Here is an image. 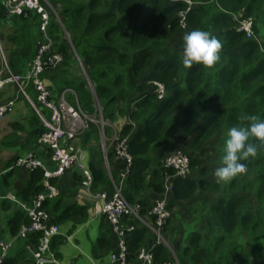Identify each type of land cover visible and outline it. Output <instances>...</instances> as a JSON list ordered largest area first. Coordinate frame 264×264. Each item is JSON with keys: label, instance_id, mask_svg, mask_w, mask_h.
<instances>
[{"label": "trees", "instance_id": "1", "mask_svg": "<svg viewBox=\"0 0 264 264\" xmlns=\"http://www.w3.org/2000/svg\"><path fill=\"white\" fill-rule=\"evenodd\" d=\"M47 1L58 16L51 11L47 36L52 43L44 58L53 53L63 57L57 67H47L40 75L50 91L49 100L58 101L64 95L87 116L98 119L101 110L104 120L111 123L104 130L105 147L100 126L92 120L75 137L95 156L89 163L91 190L112 195L116 184L130 204L140 205L141 215L153 226L156 199L165 192L167 179L172 178L167 199L171 216L163 231L165 239L175 245L179 264H247L251 259L264 264V147H258L255 157L242 162L246 165L244 173L227 183L206 179L209 168L198 157L199 152L205 153L203 146L215 138V160L220 164L228 130L247 126L249 116L264 120V0ZM182 14L186 30L181 27ZM237 16L253 18L255 38L237 30ZM40 23L36 11L10 14L0 0V78L10 73L25 74L31 68L46 40ZM194 29L208 31L221 43L220 59L211 67H184L183 46L171 44L175 37L183 40L184 34ZM154 81L166 86L163 99L158 98ZM11 91L18 92L12 83L0 89V103L8 100ZM25 92L48 115L46 107L38 102L32 81ZM19 94L25 99L23 93ZM27 105L31 117L26 123L14 122L9 139L19 140L22 134L24 148L35 151L41 159H50L51 147L39 143L46 128L29 102ZM114 128L119 138L128 137L133 159L123 181L120 173L125 163L116 158ZM249 142L257 143L251 137ZM180 143L184 149H177L183 150L190 161L191 174L185 178L165 164L172 148L181 147ZM16 158L18 155L7 164ZM15 170L4 175L7 182ZM67 171L73 173L76 182L83 180L79 168ZM28 172L27 182L17 193L26 203L46 189L42 168ZM50 181L60 188L59 178ZM212 194L220 195L212 199ZM188 201L195 206L192 213L197 208L202 214L206 212L205 229L186 230L180 239L170 238L174 208ZM44 207L51 222L59 226L72 220L71 229H75L88 218L85 205L66 204L62 194L54 201L46 198ZM124 217L123 227L133 226L130 231L124 230L129 262L136 263L140 250L147 247L152 248L153 264H173L168 246L157 242L148 225ZM29 222L24 210L17 211L9 221L11 235L17 236L21 225ZM40 237V232H34L27 239L18 238V252L8 254L2 264H29L26 245L37 247ZM64 241V236L52 241L57 258L62 256ZM117 250L118 236L105 215L93 255L104 261L108 258L110 264V255Z\"/></svg>", "mask_w": 264, "mask_h": 264}, {"label": "built area", "instance_id": "2", "mask_svg": "<svg viewBox=\"0 0 264 264\" xmlns=\"http://www.w3.org/2000/svg\"><path fill=\"white\" fill-rule=\"evenodd\" d=\"M6 10L10 14H21L24 11H36L40 15V31L44 34L46 40L41 44L38 55L34 59L30 70L25 74L10 73L6 78H0V89L6 84L12 83L17 87L18 92L23 93L27 101L34 108L40 117L46 131L39 138V143L50 146L52 149V159L56 161L57 167L54 170H48L42 159L35 151H28L23 156H19L13 163L9 165L7 170L26 169L32 171L37 168L44 170L46 178V189L48 193H39L36 195L30 204L18 201L22 209L27 213L30 222L23 224L20 227L17 238L27 239L31 233L40 232L41 237L37 247L27 243L26 249L32 255V264H58L56 254L51 248V243L55 237L62 233L61 227L51 222V216L44 208V202L47 196L51 197L56 194V188L51 185L48 180L55 176L62 175L65 171L77 167L82 171L84 176L83 185L85 191L91 196H94L102 201V212L105 213L113 227V230L118 236V250L111 253L110 264H134L128 261L127 243L124 238L125 229L130 231L133 226L127 224L124 228L122 219L124 216L133 217L144 224L148 225L157 237V242H165L162 236V231L167 219L170 216L167 210V199L172 191L171 179H167L165 192L156 199V206L153 209L155 214V223L149 225L146 219L141 215V207L139 204H130L123 196L121 189L115 185L112 195L107 191L93 192L91 190L93 184V176L90 169L84 164V156L80 150H75L66 147L64 144L67 141L74 140L75 137L83 131L87 126V121L91 120L81 109H76L64 97L58 101L49 100L50 91L47 89L45 82L40 78V75L47 67L55 68L61 61L62 56L59 53H53L48 58H44V54L51 47V40L47 36V27L50 19L51 10L54 9L51 4L44 0H4ZM56 14V11H53ZM57 15V14H56ZM58 16V15H57ZM184 14H182L181 25L186 26ZM237 30L246 34L247 38H255L254 20L251 17H236ZM6 65V61H5ZM32 81L37 91L38 102L46 107L48 115L41 112L36 104L30 99L25 92L27 83ZM156 93L159 99H163L167 94L166 86L159 81H154ZM16 98H10L5 102L0 103V120H3L10 114L15 107ZM101 127L100 133L104 138L105 126L111 125L109 121H105L101 110ZM100 126V125H99ZM112 144L115 148L116 158L125 163L123 171L120 173L121 181L124 180L129 168L132 165L133 159L128 151V137L119 138L116 129L112 137ZM165 164L176 170V175L187 177L190 175V161L183 155L181 151H177L169 157H166ZM11 200H16L15 196L7 195ZM17 201V200H16ZM125 218V217H124ZM0 264L3 263L11 246L10 242L0 241ZM138 264H153L152 248H142L138 254Z\"/></svg>", "mask_w": 264, "mask_h": 264}, {"label": "crops", "instance_id": "3", "mask_svg": "<svg viewBox=\"0 0 264 264\" xmlns=\"http://www.w3.org/2000/svg\"><path fill=\"white\" fill-rule=\"evenodd\" d=\"M5 67L7 68V62ZM13 92L14 91H11V93L7 97L8 99L13 97L16 98L14 110L10 114H8L3 120L0 121V231L2 233L0 235V241L11 243L7 255L10 253L14 255L19 250L16 244L18 238L17 236L11 235L9 221L14 217L17 211L23 210L21 205L18 203V201H20V203L23 201H21L17 193L19 189L27 182L29 178V172L26 169H16L13 172V174H11V176L9 177L8 182L4 178V175L10 171L7 170V168L9 167L7 163L14 155H18L19 157V156H23L28 151H30L29 149L24 148L22 146V139L24 138L22 134H20L19 140H17L16 138L9 139V135H11L13 131L12 124L16 121L20 123L21 121L22 122L25 121L26 123L27 122L26 120L31 117L30 109L27 105L28 102L26 101L27 99L25 98L26 99L25 100L21 98L20 94L17 91L15 92V94ZM71 141H72V145H70L71 143L70 141L68 145L67 143H65L64 145L66 147L75 150H80V152H82L84 156L83 162L85 166L89 168V163L90 161L93 160V158H95V156L93 157V155H91V151L89 149L87 148L83 149L79 145L78 139L75 138V140H71ZM42 161L48 170H54L57 167V163L52 159V156L50 159H46V160L42 159ZM106 164H107V160H106ZM82 177L84 179L83 175H81V178ZM52 178H59L60 188L51 183L50 181L51 178L48 180V182L56 188V194L54 196L51 197L47 196V198H50L51 201H54V199H56L58 195L62 194V196L65 197L66 204L78 203V204H83L86 207L87 206L92 207V208L89 207L88 218L82 223L77 224L75 229L74 228L71 229L74 223L72 220H68L64 224L60 225L62 233L58 236H64L65 241H67V243L65 247L61 246L60 249L62 253L61 258H57L56 256L58 264H77L75 261H73L74 256L72 252L74 251H77L78 253H83L85 255L86 260L83 261L81 264H107L108 258L104 261L95 258L93 255L95 242L100 236L99 235L98 237H96V235L98 234L97 233L98 231L99 233L101 232V225L103 224L106 215L105 213L102 212V201L86 193L85 191L86 188L83 185V180L82 181L80 180V182H76L75 181L76 178H73V173H71L70 171L64 172L62 175L55 176ZM43 182L45 185L46 178H44ZM115 185L116 184H114V186ZM44 193L47 194L48 190L45 189ZM9 194L15 196L17 201L8 198L7 195ZM12 204L17 206L14 211L13 210L11 211ZM11 212L12 214L10 216ZM89 227H92L93 229L94 236L92 238L86 237L85 234L83 233V230ZM77 238L81 240L80 244L76 242ZM0 252H1V246H0ZM28 253L30 256L28 257L27 263L32 264V255L29 251Z\"/></svg>", "mask_w": 264, "mask_h": 264}, {"label": "clouds", "instance_id": "4", "mask_svg": "<svg viewBox=\"0 0 264 264\" xmlns=\"http://www.w3.org/2000/svg\"><path fill=\"white\" fill-rule=\"evenodd\" d=\"M221 47L217 38L208 31L194 29L183 36L182 64L186 68L193 64L211 67L219 61ZM247 119L250 121L247 126H234L227 132L220 165L213 172L217 183H227L244 173L246 165L242 162L255 157L258 147H264V120H258L256 116ZM250 137L257 143H250Z\"/></svg>", "mask_w": 264, "mask_h": 264}, {"label": "rangeland", "instance_id": "5", "mask_svg": "<svg viewBox=\"0 0 264 264\" xmlns=\"http://www.w3.org/2000/svg\"><path fill=\"white\" fill-rule=\"evenodd\" d=\"M51 7H52V4H51ZM51 11L53 12L54 9H52ZM181 27L184 30L187 29L186 26L181 25ZM171 44H172V46H181L182 47L183 46V40L181 38L175 37V41H173ZM62 61H63V59H62ZM88 117L93 122H96L97 124H99L101 127V123H100L101 115H100V113L98 115V119L96 117H93V116H88ZM107 126H111V125H107ZM105 138H106V136H104V138L102 140V145L104 147H105V143H104ZM214 141H215V138L210 139L209 142L203 146V148L205 149V153L200 155V152H199V156H198V157L203 159L204 164L209 168V174L206 176V179H208L211 182L216 180V178L213 175V172H214V169L220 165L215 160V157L217 155V148L215 147ZM177 144H178V142H177ZM180 144H181V147H179L178 145H175L172 148V150L168 154V157L171 156L172 154H175L177 151H181L183 153V155H185L189 159L188 155L183 150H181L183 147H182V143H180ZM177 148H181V149H177ZM190 172H191V168H190ZM205 193L208 194L209 192L206 191ZM219 195L220 194H212V195H210V197L212 199H214V198H217ZM196 197H197V195H196ZM209 203H211V202L209 201ZM16 207H17L16 205L12 204L11 205V211L12 210L14 211L16 209ZM87 207H88L87 209L89 211L90 206H87ZM194 207H195L194 204H192V206H191V202L188 201L186 203L185 202L179 203L178 206H176L174 208L173 212H174L175 217H174V219L172 218L171 224L169 226V230L171 233L170 238L171 237L176 238V236H177L180 239L182 237V234L184 236L186 230H191V229H196V228L205 229L206 212L204 211L202 214L199 211V208H197V210H195L194 213H192L191 211H193ZM90 208H92V207H90ZM167 210L169 211L170 216H171V210L168 208H167ZM11 214H12V212L10 213V216H11ZM170 216H169V218H170ZM146 221H147V219H146ZM147 223H148V221H147ZM83 233L85 234L86 237H89V238H92L94 236L92 227L86 228L85 230H83ZM97 233L98 234L96 235V237H98L100 235L99 231ZM152 234H153V232H152ZM162 236L165 239L164 231H162ZM76 242L78 244H80L81 240L77 238ZM66 243H67V241H65V243L63 242V244L61 246L65 247ZM165 244L168 246L169 251L171 253V257L174 260L173 264H179V262L177 261L176 255H175V251H176L175 245L172 246L168 238L165 239ZM72 254L74 256L73 261H75L77 264H81L83 261L86 260L85 255L83 253H78L77 251H74V252H72ZM255 256L256 255L252 256V258ZM132 263H134V262H132ZM138 263H139V260L134 264H138ZM239 264H241V262ZM247 264H255V263L253 262V259H251V261H249Z\"/></svg>", "mask_w": 264, "mask_h": 264}]
</instances>
